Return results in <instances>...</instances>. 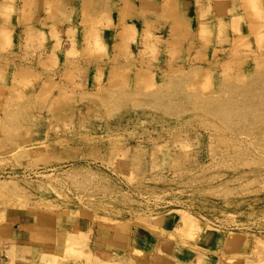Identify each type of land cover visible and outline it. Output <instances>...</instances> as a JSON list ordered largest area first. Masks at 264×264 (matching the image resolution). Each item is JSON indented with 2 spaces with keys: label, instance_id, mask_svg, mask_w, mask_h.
<instances>
[{
  "label": "rangeland",
  "instance_id": "374dc122",
  "mask_svg": "<svg viewBox=\"0 0 264 264\" xmlns=\"http://www.w3.org/2000/svg\"><path fill=\"white\" fill-rule=\"evenodd\" d=\"M5 17L0 224L132 229L133 264H264V0H0ZM77 229L60 264L92 257Z\"/></svg>",
  "mask_w": 264,
  "mask_h": 264
},
{
  "label": "crops",
  "instance_id": "0c3cea01",
  "mask_svg": "<svg viewBox=\"0 0 264 264\" xmlns=\"http://www.w3.org/2000/svg\"><path fill=\"white\" fill-rule=\"evenodd\" d=\"M2 21V22H1ZM14 21V20H13ZM11 20L5 17L0 25ZM62 221L50 215L13 214L0 224V264H60L64 258L67 231H85L91 235L92 257L81 264H133L131 251H144L135 244L130 229L101 226L78 221L74 228H62ZM126 230V233L123 234Z\"/></svg>",
  "mask_w": 264,
  "mask_h": 264
},
{
  "label": "bare ground",
  "instance_id": "6f19581e",
  "mask_svg": "<svg viewBox=\"0 0 264 264\" xmlns=\"http://www.w3.org/2000/svg\"><path fill=\"white\" fill-rule=\"evenodd\" d=\"M184 219H186V218H184ZM188 219V218H187ZM189 220H190V218H189ZM188 220V221H189ZM187 221V220H186ZM186 223V222H185ZM189 223V222H188ZM261 240V239H260ZM257 241V240H256ZM227 243L228 244H239V243H244V241H242V236H240V235H233V236H230V237H228L227 238ZM245 246V245H244ZM229 247H231V246H229ZM264 247V242L261 240V241H259L258 242V245L256 246V247H254V249L253 250H255V249H262ZM241 248H243V247H241ZM230 249V248H229Z\"/></svg>",
  "mask_w": 264,
  "mask_h": 264
}]
</instances>
